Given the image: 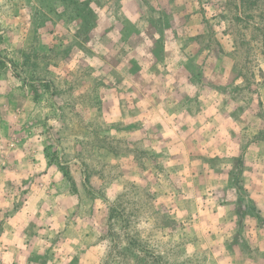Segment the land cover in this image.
Here are the masks:
<instances>
[{
  "label": "rangeland",
  "instance_id": "374dc122",
  "mask_svg": "<svg viewBox=\"0 0 264 264\" xmlns=\"http://www.w3.org/2000/svg\"><path fill=\"white\" fill-rule=\"evenodd\" d=\"M0 264H264V0H0Z\"/></svg>",
  "mask_w": 264,
  "mask_h": 264
}]
</instances>
